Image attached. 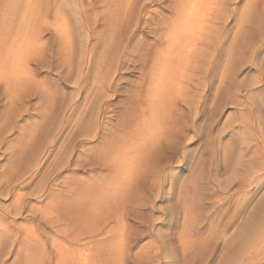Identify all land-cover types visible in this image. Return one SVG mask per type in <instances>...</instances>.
<instances>
[{
    "label": "rangeland",
    "instance_id": "1",
    "mask_svg": "<svg viewBox=\"0 0 264 264\" xmlns=\"http://www.w3.org/2000/svg\"><path fill=\"white\" fill-rule=\"evenodd\" d=\"M83 1L97 5L99 15L102 8L107 11L108 20H112L116 33L124 34L123 38L132 32L129 56H124L126 51L120 52L122 59L111 81V108L120 110L118 114L124 110L129 115V106H134L131 103L139 94L145 102L147 85L151 83L145 76L150 72L151 58L155 62H160L161 57L176 60L184 53L183 41L178 40L184 35L178 37L174 18L187 0H0V10L13 6L8 10L14 19L13 35L3 53L10 58L6 63L8 74L4 71L7 75L3 76L5 68H0V264H77L78 259L87 256L92 257L90 264H225L227 254L237 251L242 241L241 231L250 225L252 230L264 225V73L263 81L257 84L260 92L247 94L238 90V81L250 84L259 78L254 61L247 63L244 41L259 38L255 44L264 48V30L259 27L264 17V0L229 4L225 16L227 46L202 100L197 121L192 115V121L185 124L184 140L181 138L177 148L175 142L168 146L162 138L166 154L172 156L166 169L159 157L157 163L162 164L163 170L160 165L145 173L141 171L142 164V169L138 167L142 185L136 202L126 208L125 227H94L90 240L84 227L75 226L73 213L96 210V204L105 208V201L119 198L118 182L125 181L119 178L116 182V173L112 172L115 170H111V180L102 186L99 179L94 182L90 170L94 174L104 162L102 143L95 138L91 141L82 125L71 128L65 120L69 100L77 93L76 76L89 69L86 85L91 87L105 65L102 60L91 68L89 50L95 46L96 37L86 40L87 30L75 12L76 5ZM168 36L171 42L175 37L173 42L178 40V44L169 42L170 45ZM232 42L238 46L233 56L240 54L234 61L243 67L236 84L222 74L224 54ZM111 58L109 55L106 63ZM173 64L170 72L167 70L166 78L170 79L165 87L171 79L176 84L184 79L183 83L189 86L188 75L174 76ZM9 75L11 83L6 84L9 79L3 78ZM36 89L42 94L43 106H37ZM95 94L89 105L96 100ZM239 101L245 102L243 107ZM146 115L141 114L145 116L141 119H147L149 114ZM120 119V115L114 117V125ZM242 120L247 122L246 128L239 127ZM244 139L248 140L246 144ZM161 144L159 148L163 147ZM256 175L261 178L247 183L248 177ZM79 186L82 193L74 195ZM245 191L249 197L243 202ZM4 231L20 241L11 242Z\"/></svg>",
    "mask_w": 264,
    "mask_h": 264
},
{
    "label": "bare ground",
    "instance_id": "2",
    "mask_svg": "<svg viewBox=\"0 0 264 264\" xmlns=\"http://www.w3.org/2000/svg\"><path fill=\"white\" fill-rule=\"evenodd\" d=\"M99 1L100 0H96V3H98ZM101 1H104V0H101ZM238 1L239 0H189V1L187 0L185 1L184 6L180 8L181 13H177L174 18L175 24H177V26H175L174 29H178V33H177L178 37H179V34L181 36L184 35V38H178V40L182 39L183 41L182 50L184 53L181 54V56L177 58L176 60H170L167 57H163V58L161 57L160 59L159 57L160 62H155L152 60V59L155 60L154 57L150 59L151 60V65L149 66L150 72L148 73L145 72L146 73L145 77L148 76L147 80L148 82H151V83H148L149 85H147L148 87L146 89L147 90L146 93L148 95L146 97L145 102L142 101V97H143L142 94L137 95L138 98L135 101H132L131 103L134 106H129L130 108L129 115L127 113H124V110H122L123 111L122 114H118L120 110L115 111L114 109L111 108L113 101L111 100L112 93L110 90H111V81L113 80L115 76L114 74L117 71L119 60L122 59L121 57H119L120 52L126 51V54L124 56H129L127 53V49H128V44L130 43V38L132 37V32L130 30V32H128L125 38H123L124 34L122 36L116 33L117 30H115L113 26V22H111L112 20L110 21L107 18V14H108L107 11L105 12L104 9L102 8L99 11L101 15H99L98 12L96 11V9H98V6L92 2H88V4H86L83 1V2H80L78 6L76 5L75 12L79 15V22L82 19V25L85 26L87 30L86 40L89 41L92 35H95L96 37L95 46H91L89 50V60L92 61L91 68L94 64L96 65L98 62L102 60L105 62V65H103L102 68L99 70V74L97 75L95 79L96 82H93L91 87L88 85L90 88H88V86L86 85V76L88 75V73H90L89 69L86 72H84V75H83V72H81L79 75L76 76L75 80L76 82H78V88L74 90H76L77 93L75 95H72L69 100V102L70 101L71 102L69 105L70 107L68 109V116L65 118V120H67V123L71 126V128L82 125L83 126L82 130L84 131L85 135H87L88 137H91V139L95 138L96 141L98 140L97 143L98 142L102 143L101 144V146L103 147L102 155H105L103 159L104 162L100 164V169H98L94 174H92V170H90L91 171L90 177L92 176V178H94L95 180L94 182H96V180L99 179L100 184L101 183L105 184V182L108 181L107 179L111 180L112 178H108L111 175V174H108V172L111 170H115L112 172L116 173V177H115L116 182L120 181L119 178L125 181V182H118L119 185H121V187L117 189V192L118 193L120 192V195H117L118 193L116 192L117 194L115 193L114 197H116L117 195L119 196V198H113L108 201L104 200L105 208H103L104 206L101 207V205L98 206V204H96L97 207H99L96 210H91V211L88 210L87 212L83 211V213L82 212L73 213L75 215V216L73 215V219L76 224L75 226L84 227L86 229L87 239L92 237L94 233V227H109L111 224L112 225L114 224L111 227H125V219H126L125 216L127 214L126 208L130 206V204L132 205L133 203L136 202V194L138 193V190L140 189L139 186L142 185V178H141L142 176H140L141 172L140 170H138V167H140L141 164L143 166V169L142 167H140L142 169L141 171L145 173L146 172L150 173L156 167L158 166L160 167V165H161V169L163 170L162 164L161 163L158 164L157 160L158 161L161 160L165 169L168 167L166 166V164L169 162V158L171 159L172 156L168 154L170 156L169 157L166 154L167 152H165L166 147L164 146V143L166 142V144L169 146L172 142H175L173 143V145L176 146L177 148V144L180 142L181 138H182V141L184 140L182 133L186 129L185 124L188 123L189 121H192L191 120L192 115L195 116V121H197V118H198L197 114L199 113V109L202 107V104H201L202 100L205 98V94L208 91L209 83L212 84V77L214 76L217 66L219 65L220 60H221L220 56L224 48L227 46L225 45V42H226L225 35L228 30L227 29L228 24H227V18H225V16H226V13L229 12L228 11L229 4L234 3L237 6ZM262 5L264 8V4ZM11 7L13 6L6 5V6H3L0 10V17L2 18V21H0V68L1 69L5 68L6 70L2 69V71L3 72L6 71V73H7L6 63L9 62L8 60L10 58L4 57L3 53L7 49L8 43L13 35V34L11 35V32H12L11 30L14 29L13 28L14 19L13 17L10 18V15H12V13L10 14L8 10V9L12 10ZM4 11H8V12H4ZM175 19H177V22ZM260 23L261 24L259 27L261 28L263 27V30H264V17L263 19H261ZM97 24H99L101 27L98 28ZM128 29H126V32ZM174 31L176 33L177 30H174ZM38 36H39L38 41H40L41 40L40 34ZM170 36H168V43L171 42L169 40ZM173 38L175 40V37ZM170 39L172 40V38ZM258 39L259 38H252V39H246V41H244V45L247 48V55H248L247 63L254 61L253 62L254 65L258 67L257 72H258V77H259L258 79L255 80L254 83H250V84H245L244 82L246 83L248 82L245 80L238 81V84L239 83L241 84V85L239 84L238 90L241 92L246 91L247 94L248 92H254V91L260 92V87L257 84L263 81L262 75L264 73V48L263 46H260L259 44L258 45L255 44ZM178 40H176L175 42L172 41L173 42V43L171 42L172 45L174 43L176 44ZM14 41H16V39L13 40V42ZM180 41H179V44H180ZM235 42L237 41H234V43ZM171 43L169 44L171 45ZM234 43L228 46V49L225 51L226 54H224L225 57L224 59L222 58L225 63L223 65L224 69L222 70L223 71L222 74L224 77H228V79H230L234 84H236L237 78L242 73L241 70L243 67L239 65V62L238 64H236L235 63L236 61H234L236 60V57L237 58L240 57V54H237V56H233V54L235 53L234 51H236L235 49L238 47L237 44H234ZM98 45H101V46H98ZM178 47H181V46L178 45ZM175 49L177 48L175 47ZM158 50L159 49L155 51L158 52ZM159 51L160 52L162 51L161 48ZM245 52L242 50V53H245ZM175 53L177 52H174L173 54ZM240 53H241V50H240ZM109 55H111L112 58L106 63V59ZM18 58L19 57H16L15 60ZM24 58L26 60V57ZM127 59L129 58L127 57ZM242 59H240V62ZM21 60L23 62V59ZM172 62L174 63L173 64L174 70L176 71L174 76L176 77L180 75V77L182 78V76L188 75L190 78L189 86L183 83L185 81L184 79H183V82H181V80L178 78L179 81L177 79L178 81L177 84L175 83L176 81L171 82L172 80L171 79L169 80L170 83L168 84V86L166 85L167 87H165L164 84L168 83V81L166 83V80L170 79V76L169 78H166V73H168L167 70H169V68L172 66L171 65ZM243 62L245 63V61ZM3 72H2L3 76L4 74L5 75L8 74V73L6 74L5 72L4 73ZM11 76H14V75L11 74ZM11 76L9 75V77L3 78V79H9V82H7L8 81L7 80L6 84L11 83L10 82V79L12 78ZM7 86L8 88H11L12 90L11 86L10 87L9 85ZM249 86H252V87L249 88ZM6 89H5V92H6ZM36 92H39L38 99H37V106L38 107L43 106L41 105V100H42L41 95L42 94L40 93V91H38V89H36ZM99 92H100V95L98 96ZM79 94H80V99L78 98ZM94 94H95L94 98H96V100H93L92 104L89 105V102L91 100L90 98H92ZM87 99H89V101ZM79 100H82V101H79ZM251 100H254V98H252ZM244 103H245L244 101H239V106L243 107ZM67 105H68V102H67ZM239 110L244 115V111L242 110L241 107ZM141 114L142 115L149 114V115L147 119L143 120L141 118L145 116H141ZM116 115L117 117L120 115L121 119L119 121L120 123L114 125L113 121L115 122L114 117L117 118ZM71 121H73L74 125H71ZM246 124L247 122H243L242 120V122L239 123V127L246 128L245 126ZM110 125L113 127L112 130H111V127H109ZM188 125L189 124H187V126ZM65 130H67V127L64 129V131ZM83 131L81 132L83 133ZM162 138H164L163 145L161 144ZM91 141H93V139ZM129 141H132V142L129 143ZM247 141L248 140L244 141L245 144ZM160 144L163 147L159 148ZM123 147L126 149H124ZM122 149L126 150L125 152L126 155L131 154V156L127 157L125 153L123 152L124 150ZM158 157L160 158V160L158 159ZM243 157L244 155H242L240 158H243ZM177 159L180 161L182 160L180 156H178ZM132 164L134 165L132 166ZM250 164L252 168V163ZM122 168H125L124 169L125 172L122 171ZM160 177H161V174L159 178ZM260 178H261V175H256L255 177L250 176L248 177L247 183H249L250 180L253 182L255 179H260ZM108 184H111V183H108ZM123 186H126L125 191L124 189L122 190ZM121 191H124L123 194H121L122 193ZM79 193H82L81 187L79 188V190H77V192H75V194L74 193L73 194L77 195ZM58 195L59 194H57V196ZM73 196L71 198H73ZM248 197L249 196H247V191H245L243 193L242 201L243 202L247 201ZM101 203L103 204L102 201ZM149 204H152L151 201H149ZM22 206L23 205H21V207ZM70 212L71 211L67 213H70ZM147 213L148 214L150 213L149 210ZM250 226H247L248 228L241 231V233L243 234L242 241L240 245L238 246L237 251L230 253V254L234 253L235 255H231L229 257L228 256L229 253L227 254L228 258L226 257L227 262L225 264H264V232H263L264 225L260 227V229H256V230H252L253 228H251ZM229 227H231V225H229ZM8 232L9 231H4V234L6 233L9 235ZM25 237H27V235ZM27 238H29V236ZM9 239L11 240V242H15V243L20 241V239L16 235H11V233L9 235ZM66 256L68 255L66 254ZM42 257H43V254H42ZM90 259H92V257L90 258V256L84 257L83 259H78L77 264H90ZM61 260L63 261V259ZM5 263L8 264L7 262ZM222 264L224 263L222 262Z\"/></svg>",
    "mask_w": 264,
    "mask_h": 264
}]
</instances>
